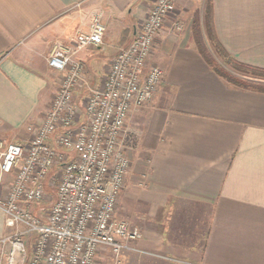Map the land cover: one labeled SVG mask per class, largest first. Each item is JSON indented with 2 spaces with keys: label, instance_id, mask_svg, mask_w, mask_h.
I'll return each mask as SVG.
<instances>
[{
  "label": "crops",
  "instance_id": "0c3cea01",
  "mask_svg": "<svg viewBox=\"0 0 264 264\" xmlns=\"http://www.w3.org/2000/svg\"><path fill=\"white\" fill-rule=\"evenodd\" d=\"M155 1L0 0V138L25 145L28 126L43 119L59 86L47 62L56 40L88 31L101 14L103 43L77 54L85 81L74 94L87 97ZM206 5L177 0L156 38L152 61L164 78L128 117L131 168L117 215L142 229L138 245L159 254L264 264V92L231 84L202 56L194 30L213 47ZM213 21L234 58L264 68V0H213ZM11 181L0 175V198ZM10 232L0 209V257Z\"/></svg>",
  "mask_w": 264,
  "mask_h": 264
},
{
  "label": "built area",
  "instance_id": "2783aa9c",
  "mask_svg": "<svg viewBox=\"0 0 264 264\" xmlns=\"http://www.w3.org/2000/svg\"><path fill=\"white\" fill-rule=\"evenodd\" d=\"M176 3L155 1L134 39L111 60L102 83L90 90L83 109L74 94L85 81L77 54L103 43L101 14L92 17L88 31L67 43L54 42L47 62L60 79L43 119L28 126L25 145L0 138V175L12 177L8 194L0 198L11 229L2 239L0 264H98L108 256L112 264H125L128 254L205 264L141 247L142 229L117 215L131 168L127 120L153 98L164 78L152 55ZM53 184L55 196L45 208L52 196L47 185Z\"/></svg>",
  "mask_w": 264,
  "mask_h": 264
},
{
  "label": "trees",
  "instance_id": "16d2710c",
  "mask_svg": "<svg viewBox=\"0 0 264 264\" xmlns=\"http://www.w3.org/2000/svg\"><path fill=\"white\" fill-rule=\"evenodd\" d=\"M206 2H207L206 11H205L206 31L216 52L223 58V60L227 64L231 65L234 69L240 71L242 74L264 78V68L238 61L223 47V45L220 43L217 37L214 28L213 0H206ZM194 37L200 53L217 74H219L228 82L236 86L264 92V83L246 79L244 77H239L238 75L231 73L228 69H226V67L222 63H220L218 60L215 59V57L209 51L208 47L204 44L202 38H200V36L195 30H194Z\"/></svg>",
  "mask_w": 264,
  "mask_h": 264
},
{
  "label": "rangeland",
  "instance_id": "374dc122",
  "mask_svg": "<svg viewBox=\"0 0 264 264\" xmlns=\"http://www.w3.org/2000/svg\"><path fill=\"white\" fill-rule=\"evenodd\" d=\"M209 46H210V48H208V49L211 52V54L215 57V59L218 60L220 63H222L226 67V69H228L231 73L238 75L239 77H244L246 79H250L253 81L264 83V78H261L258 76H252V75H245V74H242L240 71H237L236 69H234L231 65L227 64L223 60V58L216 52V50L214 49V47L211 46V44ZM85 98H86V96H84V95H80V96L76 95L75 96V102L82 109L84 107ZM47 189L52 196L48 197L44 201L43 207H45V208H49L51 206V202L55 196L56 187L54 184L53 185H47ZM98 264H112V261H111L109 256L103 257L98 261ZM125 264H167V263L161 259H157V258H153V257H146V256L144 257V256H140L137 254H131V255H126Z\"/></svg>",
  "mask_w": 264,
  "mask_h": 264
}]
</instances>
